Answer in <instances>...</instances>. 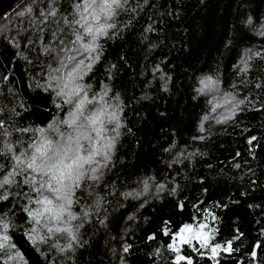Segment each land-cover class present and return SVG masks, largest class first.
<instances>
[{
    "label": "trees",
    "instance_id": "16d2710c",
    "mask_svg": "<svg viewBox=\"0 0 264 264\" xmlns=\"http://www.w3.org/2000/svg\"><path fill=\"white\" fill-rule=\"evenodd\" d=\"M94 1L0 16V264H264V0H106L89 37ZM69 137L99 152L34 228L23 165ZM202 222L227 250L171 249Z\"/></svg>",
    "mask_w": 264,
    "mask_h": 264
},
{
    "label": "snow or ice",
    "instance_id": "6c2138e0",
    "mask_svg": "<svg viewBox=\"0 0 264 264\" xmlns=\"http://www.w3.org/2000/svg\"><path fill=\"white\" fill-rule=\"evenodd\" d=\"M105 5H106V0H105ZM102 10H104L103 7ZM93 19H98V17H93ZM107 27H111V25H107ZM87 31L92 32V28L89 27ZM97 31L103 32V26L97 29ZM95 122H96L95 119H92V123ZM74 123L75 120H72L70 122V124H74ZM95 131L99 135L100 129H95ZM84 138L87 139L86 136ZM72 144H73V138L69 137L67 143L58 144L55 150L51 152V154L48 153V148L52 147L50 144H48L46 147L42 146L40 149H37V151L40 152L41 157H43L40 163L37 164V157L33 156L31 158V162L27 164L28 169L41 172L43 176L47 177L45 183L47 184L48 190L55 195V199L57 200L67 199L66 195L62 196L60 194L62 190L70 189L72 184H76L79 178L83 176V172L79 170L83 167L84 164L92 162V157L99 152V149L93 147L87 156L82 157L79 155L82 148V146L79 143V137H77L75 140V149H73ZM73 151H75L76 155L74 157H69V153ZM68 160H71V162L70 163L67 162ZM95 171L96 170L93 169V172ZM45 183H42L40 187L41 188L45 187ZM41 203H46L50 205L52 204V200L45 199L44 201H41ZM68 203L69 204L71 203L70 199H68ZM58 207L60 212L64 210L63 205H59ZM45 210L51 211V209H45ZM55 218H58V214ZM49 230L51 231V229Z\"/></svg>",
    "mask_w": 264,
    "mask_h": 264
},
{
    "label": "rangeland",
    "instance_id": "374dc122",
    "mask_svg": "<svg viewBox=\"0 0 264 264\" xmlns=\"http://www.w3.org/2000/svg\"><path fill=\"white\" fill-rule=\"evenodd\" d=\"M109 4H111V2H109ZM102 7L104 10H102ZM83 13L86 15L85 18H89V23H87L86 25H84L83 29L84 34H87L89 37L91 35H98V31L97 29L101 28L103 26V29H106V21H96V19H93V17L98 16L99 14H103L104 17L108 18L109 13H112L111 9L108 8V3H103V2H99V0H96L94 2L91 3H87L84 7H83ZM84 18V19H85ZM91 27L92 28V32H88L87 29ZM85 47V46H84ZM85 49H88L87 47H85ZM79 74L77 68H74L73 70V82L75 83L76 81H78L77 75ZM53 76L50 77V79L52 80ZM65 76L61 79V80H55L58 81L60 85H54L56 87L57 90L62 89V85H64L63 91L65 93ZM66 94V93H65ZM67 95L69 97H73L76 98V94L75 92L73 93V95L71 93H67ZM44 146V142H42L40 144V148ZM31 162V160L29 161ZM28 162V163H29ZM27 163V164H28ZM23 168L28 169L26 167V165H23ZM29 171H33L32 169H28ZM33 173H38V177L40 178L35 179L37 181V183L39 184V187L41 186L42 183H45V180L43 179L42 173L41 172H37V171H33ZM47 186V184L45 183V187ZM67 189H63L62 192L60 193L62 196H65L67 193ZM39 196L41 195V198L39 199V208L36 205V209H34V211L36 210V218H35V226L34 228H37L39 226V218H40V214L39 212H44L45 214L50 212V211H46L45 209H51L54 210L56 207L54 206V202H57L59 204V201L62 200H66V199H60L57 200L55 199V195L49 191V190H45L44 188L40 187V192L38 191ZM45 199H49L52 200V204H46V203H41V201H44ZM38 210V211H37ZM213 236V230L210 229V227H208L205 223H198L196 225H185L182 226L181 229L174 235L170 247L173 250H177V248L182 244V243H189L192 240L197 241L198 243H200L201 245H208L210 242V239ZM6 243V235L3 232V229L0 227V245H3ZM209 249H208V253L212 256L216 255V253L223 249V250H227V246L225 247H221L218 245H208ZM215 250V251H213Z\"/></svg>",
    "mask_w": 264,
    "mask_h": 264
},
{
    "label": "water",
    "instance_id": "95a60500",
    "mask_svg": "<svg viewBox=\"0 0 264 264\" xmlns=\"http://www.w3.org/2000/svg\"><path fill=\"white\" fill-rule=\"evenodd\" d=\"M14 2L15 0H0V16L4 15L11 8Z\"/></svg>",
    "mask_w": 264,
    "mask_h": 264
}]
</instances>
